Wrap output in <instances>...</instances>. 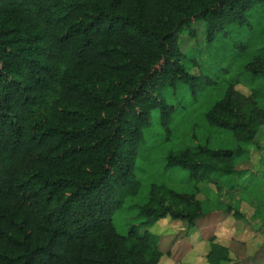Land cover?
<instances>
[{"label":"trees","instance_id":"16d2710c","mask_svg":"<svg viewBox=\"0 0 264 264\" xmlns=\"http://www.w3.org/2000/svg\"><path fill=\"white\" fill-rule=\"evenodd\" d=\"M215 88L203 124L235 147L164 157L194 186L240 176L246 147L261 148L264 0H0V264H160V221L203 231L212 211L196 188L163 181L125 235L112 217L142 188L152 112L168 140L187 98ZM208 242L205 264H231L227 246Z\"/></svg>","mask_w":264,"mask_h":264},{"label":"rangeland","instance_id":"374dc122","mask_svg":"<svg viewBox=\"0 0 264 264\" xmlns=\"http://www.w3.org/2000/svg\"><path fill=\"white\" fill-rule=\"evenodd\" d=\"M237 88L241 93L248 94L245 88ZM219 94L220 90L215 88L208 90L197 103L187 98L184 102L187 110L183 115L184 120L175 127L174 135H169L168 140L165 139V130L157 122L158 112H152L148 133L137 152L135 175L142 180V188L137 196L128 198L112 217L119 234L125 235L130 225H138L139 207L146 201L149 184L160 181L181 193L197 190V198L203 201L206 211L223 210L221 205L224 207L227 203L241 206L247 213L251 227L264 228V220L261 219L264 217V127H261L256 139L261 148L246 147L247 153L237 161L235 168L240 172V176L194 186L193 183L187 182L186 171L175 168L164 170V157L171 149L177 151L186 146L194 147L205 143L212 148L235 147L228 133L208 132L202 121V114ZM192 123L194 129L187 127ZM247 222L248 220L243 219L240 229ZM216 226L211 223L209 227H204L203 231L199 232V229L192 236H187L184 223L168 219L160 221L152 228V231L160 236V248L164 253L160 264H205V254L209 248L208 238L216 231ZM256 233L253 232L252 242L243 234L237 235L235 244L224 230L218 234L220 242L226 244L230 250L231 264H264V244L256 240Z\"/></svg>","mask_w":264,"mask_h":264},{"label":"crops","instance_id":"0c3cea01","mask_svg":"<svg viewBox=\"0 0 264 264\" xmlns=\"http://www.w3.org/2000/svg\"><path fill=\"white\" fill-rule=\"evenodd\" d=\"M240 211L242 212V214L244 215V219L248 220V222L246 224H244V226L241 227L240 229V223L243 222V220L241 221H234L232 217L222 214L221 211H212V213H210L208 215V219L207 222L204 223L203 227H209V225L211 223L217 225L216 227V231L213 232V235L216 237V240L221 243L222 245L227 246L226 244H224L223 242H220V240L218 239V234L224 230L225 232L228 233L229 238L232 242H234V244L237 242V240L235 239V237L237 235L243 234L250 242L251 238L253 236V232H257V241L262 242V245L264 244V228H262L261 226H258L256 228L251 227L250 221L247 218V213L245 212V210L240 206L239 207ZM211 212V211H210ZM262 220H264V217L261 218ZM231 221V222H230ZM245 225H248L249 227H245ZM243 231V232H242ZM259 236H261V238H259ZM228 247V246H227Z\"/></svg>","mask_w":264,"mask_h":264}]
</instances>
